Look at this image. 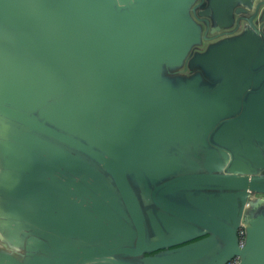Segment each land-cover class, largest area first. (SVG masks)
<instances>
[{"label":"water","instance_id":"obj_1","mask_svg":"<svg viewBox=\"0 0 264 264\" xmlns=\"http://www.w3.org/2000/svg\"><path fill=\"white\" fill-rule=\"evenodd\" d=\"M27 2L0 49L22 50L30 102L10 106L43 136L60 207L46 264H264V0ZM205 236L214 250H169Z\"/></svg>","mask_w":264,"mask_h":264},{"label":"crops","instance_id":"obj_2","mask_svg":"<svg viewBox=\"0 0 264 264\" xmlns=\"http://www.w3.org/2000/svg\"><path fill=\"white\" fill-rule=\"evenodd\" d=\"M27 0H0V26L14 21L24 24L29 16L24 11ZM18 14H14V8H21ZM220 4L219 8L222 9ZM222 12V11H221ZM236 19V17H234ZM217 21L216 25H228L229 20ZM235 25L223 28L220 32L211 33L207 36L215 37L218 34L231 32ZM243 31L236 32L230 36H221L210 43H205L196 47L191 58L205 54L211 44H217L224 40L236 39ZM206 33L205 26L202 27L201 37ZM22 50H1L0 49V259L4 254H19L22 259L33 256L38 259L40 264L49 263L48 250L57 249L58 244L49 237L47 224H57L59 218L52 217L60 215V207L56 205L48 206L49 200L54 199L51 189L48 187L46 174L47 156L43 152L44 145L34 142L30 135L37 133L32 128L29 114L15 112L10 106L11 103L30 102L28 93L23 89L24 80L17 73L15 65L9 62L10 55L21 52ZM204 74L203 68L195 67L194 71L183 73L184 67L178 72L180 76L191 78L197 71ZM170 74L166 73L165 79L168 80ZM207 77V75H205ZM175 83V82H174ZM203 82V85H206ZM43 138V136H41ZM185 159L183 152L180 154ZM195 159V158H191ZM52 159H50V164ZM44 195V197H43ZM257 198H264L263 195ZM262 209L260 212H263ZM44 229V230H43ZM208 237H199L181 245L171 247L175 250L194 243H199L201 250L207 252L214 250V245L209 242ZM156 252L154 253L157 254ZM30 258V259H32ZM1 261V260H0Z\"/></svg>","mask_w":264,"mask_h":264},{"label":"built area","instance_id":"obj_3","mask_svg":"<svg viewBox=\"0 0 264 264\" xmlns=\"http://www.w3.org/2000/svg\"><path fill=\"white\" fill-rule=\"evenodd\" d=\"M239 240H240V247L242 248L244 246V240H245V230L243 228L239 231ZM241 260L240 257H235L232 260H230L227 264H240Z\"/></svg>","mask_w":264,"mask_h":264}]
</instances>
